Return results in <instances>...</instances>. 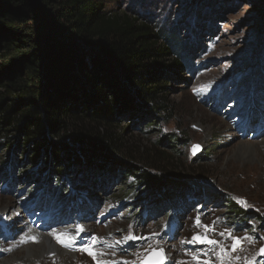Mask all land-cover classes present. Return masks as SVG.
Here are the masks:
<instances>
[{
    "label": "rangeland",
    "instance_id": "374dc122",
    "mask_svg": "<svg viewBox=\"0 0 264 264\" xmlns=\"http://www.w3.org/2000/svg\"><path fill=\"white\" fill-rule=\"evenodd\" d=\"M100 1L105 10H131L160 28L173 26L190 48V72L169 85L171 118L143 132L129 125L125 135L137 168L198 184L171 199L151 193L135 200L133 195L124 197L126 186L113 175L95 180L80 176L64 194L53 179L39 186L21 171L12 185L0 175V263L27 264L29 257L22 250L48 238L66 256L50 254L29 264H141L152 249H163L164 264H195L193 256L205 246L182 241L203 234V227L193 226L199 216L201 225L214 229L209 237L223 240L226 250L232 241L220 237L221 232L255 238L225 264H264V255H257L264 246V0ZM253 101L262 116L258 113L249 121ZM166 137L180 141L176 152L160 144L155 149L164 154L156 158L152 148ZM193 145L200 146L196 155ZM248 145L257 148L259 156L242 153ZM9 154L0 147V172ZM45 187L49 193L40 200ZM226 201L236 207L235 214H229ZM61 232L75 238L72 248L54 241L51 234ZM129 235L136 239L126 240ZM29 237H37V242L21 243ZM92 237L99 241L96 260L79 250ZM215 251L200 259L219 264ZM237 255L239 260L234 259Z\"/></svg>",
    "mask_w": 264,
    "mask_h": 264
},
{
    "label": "trees",
    "instance_id": "16d2710c",
    "mask_svg": "<svg viewBox=\"0 0 264 264\" xmlns=\"http://www.w3.org/2000/svg\"><path fill=\"white\" fill-rule=\"evenodd\" d=\"M133 13L105 10L100 0H0V147L11 152L0 175L10 184L23 171L39 186L53 179L64 194L81 177L113 175L135 200L171 199L198 184L149 174L131 159L127 127L168 121L169 85L192 68L176 28ZM252 106L249 121L262 116ZM178 142L162 138L151 152L163 155L160 144L176 152Z\"/></svg>",
    "mask_w": 264,
    "mask_h": 264
},
{
    "label": "snow or ice",
    "instance_id": "6c2138e0",
    "mask_svg": "<svg viewBox=\"0 0 264 264\" xmlns=\"http://www.w3.org/2000/svg\"><path fill=\"white\" fill-rule=\"evenodd\" d=\"M199 145H193V155H195L196 151L199 150ZM239 202V201H238ZM243 203L245 206L246 202H239ZM215 223V222H214ZM195 228H200L203 227L204 232L203 234H200L199 232L195 233L190 241H182V243H192V244H201L205 246V251L203 253H200L198 255L193 256V261H195V264H211V261L209 260H201L200 255H207L208 250H216L215 255L217 258V261L219 264H225L226 259H232V254L237 253L238 251L243 250V244L244 242H249L252 243L254 241V237L250 236H243V237H238L234 236L231 231L227 232V235L224 232L219 233V236L228 240H231V248L230 251L226 250V248L223 246V240H216V239H211L208 235L209 232L214 231L213 227L209 225H201L200 222V217L197 216L194 220V225ZM83 229L80 228L79 226L77 227V232H82ZM53 238L56 240L58 244H60L62 247L65 248H72L73 245L75 244V238L70 236L68 233H52ZM126 240H133L136 239V237H133L132 235H129L125 238ZM264 239V238H261ZM28 240H31V242L35 243L37 242L36 237H29L27 240L21 241V243H26ZM98 238L97 237H92L89 241L85 242V245L80 248V251L86 252L88 255L92 256L93 260H96L97 253L94 251L96 244L98 243ZM119 243V241H117ZM151 247V246H149ZM187 254V253H186ZM102 255V254H99ZM155 255H160L163 257V249H160L158 252L156 249H152L150 256H155ZM257 255H264V246H262L259 249V252ZM148 259V257L145 258V260ZM234 259L239 260L240 257L237 255L234 257ZM145 260L141 261V264H145ZM97 264H101L100 261H97ZM183 264V262H181ZM245 264H253L251 260L245 261Z\"/></svg>",
    "mask_w": 264,
    "mask_h": 264
},
{
    "label": "bare ground",
    "instance_id": "6f19581e",
    "mask_svg": "<svg viewBox=\"0 0 264 264\" xmlns=\"http://www.w3.org/2000/svg\"><path fill=\"white\" fill-rule=\"evenodd\" d=\"M242 153H246L248 155H251L253 158H256V156H259V152L257 150V148H255L254 146L248 145L247 147H244L243 152ZM2 212H7L8 209L3 208L1 209ZM62 233V232H61ZM35 234V233H33ZM58 234V233H57ZM40 235V234H39ZM38 235V236H39ZM37 236V235H36ZM37 236V237H38ZM42 236V235H41ZM36 237V238H37ZM52 237V236H51ZM24 240V239H23ZM39 240V239H38ZM55 241V239H54ZM32 243V242H31ZM55 245V244H54ZM33 249V250H32ZM22 251H24V254L29 257L28 260H26L24 263H39L40 262V258L44 259V257L50 255V254H55L57 255L56 257H62V256H66V254L62 251H59L57 248H55L52 245V241L50 239H45L43 240V242L40 245L37 246H31V247H27L24 248ZM64 256V257H65ZM32 259V260H31ZM65 259V258H63ZM22 260H20L18 263H21ZM0 264H6V262L4 263H0Z\"/></svg>",
    "mask_w": 264,
    "mask_h": 264
},
{
    "label": "water",
    "instance_id": "95a60500",
    "mask_svg": "<svg viewBox=\"0 0 264 264\" xmlns=\"http://www.w3.org/2000/svg\"><path fill=\"white\" fill-rule=\"evenodd\" d=\"M198 151H196L195 155L198 153ZM192 154H193V151H192ZM198 245H201V244H198ZM158 251L159 250H157V252ZM150 253L146 256L148 257V259L145 260L146 257L143 259L145 260V264H163L165 262L164 256L163 257H161L160 255L150 256Z\"/></svg>",
    "mask_w": 264,
    "mask_h": 264
}]
</instances>
